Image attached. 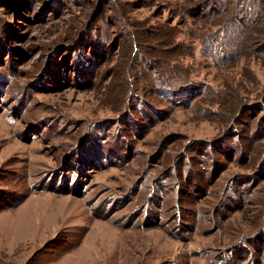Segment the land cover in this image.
Wrapping results in <instances>:
<instances>
[{
    "label": "rangeland",
    "instance_id": "1",
    "mask_svg": "<svg viewBox=\"0 0 264 264\" xmlns=\"http://www.w3.org/2000/svg\"><path fill=\"white\" fill-rule=\"evenodd\" d=\"M0 264H264V0H0Z\"/></svg>",
    "mask_w": 264,
    "mask_h": 264
},
{
    "label": "trees",
    "instance_id": "2",
    "mask_svg": "<svg viewBox=\"0 0 264 264\" xmlns=\"http://www.w3.org/2000/svg\"><path fill=\"white\" fill-rule=\"evenodd\" d=\"M248 14H249V12L243 13V16H242V19L244 20L243 26L249 24V22H250V19H249L250 15H248Z\"/></svg>",
    "mask_w": 264,
    "mask_h": 264
}]
</instances>
